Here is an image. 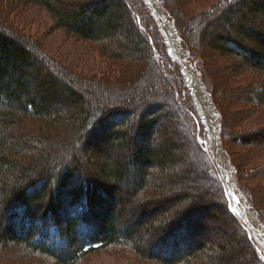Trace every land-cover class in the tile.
<instances>
[{
	"label": "trees",
	"instance_id": "1",
	"mask_svg": "<svg viewBox=\"0 0 264 264\" xmlns=\"http://www.w3.org/2000/svg\"><path fill=\"white\" fill-rule=\"evenodd\" d=\"M235 1H222L192 17L180 12L185 23L176 21L177 31L194 59V49L201 44L264 73V0H237V5ZM9 2L42 7L53 20L52 29L75 40L104 45L116 41L122 51L111 52L124 72L112 84L97 79L94 86L104 82L109 83L107 89L118 88L120 83L122 89L109 105L107 98L93 103L77 88L83 81L80 76L53 65L38 45L8 27L0 3V249L15 246L54 264H77L98 250L126 245L165 264H211L212 257L193 236L194 220L201 212L187 214L189 207H199V201L182 211L178 202L186 204V195H176L177 204L163 198L183 182L208 181L222 195L226 216L236 223L208 161L198 163L197 175L191 167L190 173L179 176L166 165L182 156L172 124L182 129L187 143L202 157L189 115L192 109L170 82L167 94L174 112H164L159 100L142 103V97L131 92L136 87L145 95L150 83L166 82L153 38L146 32L148 15L145 19L140 5L133 6L131 0ZM139 14L142 26L136 20ZM212 17L226 30L212 27ZM259 89L250 96L256 105L264 103V86ZM174 113L187 124L178 122ZM162 120L170 127L158 131ZM258 141L264 142V129L243 139L247 145ZM74 147L82 158L72 152ZM246 197L253 206L250 193ZM155 199L161 208L151 216L155 214L157 221H147L148 214L136 210L128 221L121 219L127 204L141 202L142 207ZM146 236L148 248L135 244ZM243 239L255 263L264 264Z\"/></svg>",
	"mask_w": 264,
	"mask_h": 264
},
{
	"label": "rangeland",
	"instance_id": "2",
	"mask_svg": "<svg viewBox=\"0 0 264 264\" xmlns=\"http://www.w3.org/2000/svg\"><path fill=\"white\" fill-rule=\"evenodd\" d=\"M0 1L3 7L1 10L2 18L5 19V23L11 30L38 45L53 65L80 76L83 81L77 83V88L86 93L88 99L93 103L101 102V100L104 102L106 98L109 100L108 105L111 103L110 98L115 97L119 91L118 89L122 88H120L121 84L118 83V88L107 89L109 83L112 79L118 78L122 74V70L124 72V67L122 68L118 64L112 54L114 50L122 51L116 41L109 40L107 45H104L102 43L93 44L75 40L60 29H52L53 20L42 7L32 3H21L15 6L9 0ZM131 1L133 6L134 3L140 5L142 8L141 13L145 15V19L148 15L145 21L146 32L153 38L154 53L166 79V82H162L160 79L157 80L156 85L154 82L150 83L147 86L149 93L145 95L141 94L140 89L136 87H133L131 92L139 95V98L142 97L139 100L142 103L144 101L159 100L162 101L164 112H174L172 102H170L167 94L168 83L170 82L174 87L179 88L182 99H185L192 109V113H189V115L194 126L197 145L202 151V157L195 153L190 144L187 143L180 127L173 124L170 127L167 122L162 120L160 122L161 127H157L158 131L161 130L160 128L170 127L181 143L180 152H182L181 157L166 165L174 173H179V176L190 173L191 167L194 168L197 175L199 173L198 163L202 161L204 164V161H208L210 172L218 179L222 194L228 205V211L234 216L237 224L226 216L223 201H221L222 195H218L213 187L214 185L208 181L193 184L183 182L175 189L169 190L168 195L165 194L163 198L167 199V203H173L176 200V195L180 197L186 195V204L180 205L181 201H175L176 204L179 203L177 208L182 209V211L190 203L199 201V207H189L187 214L194 216L196 211L201 212V215L198 213L199 216H196L194 220L195 233L193 236H197L203 244L204 253L212 257L211 264H256L243 238L245 237L250 242L260 258L264 257V245L236 208L227 183L216 163L213 146L206 132L205 121L198 111L191 88L187 86L183 69L179 62L171 56L158 21L153 16L145 0ZM158 1L170 25L175 29L177 41L185 60L191 66L214 110L221 157L228 168L232 185L238 191L244 205L264 234V142L258 141L248 145L243 143L244 138H250L254 132L264 129V103L256 105L255 100L250 97L252 91H259V87L264 86V73H255L247 65L237 64L232 57L221 55L212 47L197 44V48L194 49L195 59L187 51L186 43H184L183 37L178 33L175 25L176 21L182 26L185 23L178 14L182 12L187 17H192L198 12L215 8L222 1L226 2L227 0H166V3H163L162 0ZM237 2L236 0L234 4L237 5ZM232 15L236 20L237 16L234 13ZM142 19V14L136 16L137 23L141 26L144 23ZM209 21L210 23L215 22L212 27L218 31L226 30V26L215 21L214 17L210 18ZM192 39L198 43L196 35H193ZM117 41H120L119 37ZM128 51L132 52L131 50ZM97 79L109 80V83L103 82L99 86H94ZM175 117L182 124L187 122L180 113L175 114ZM76 148L74 147L72 152L78 158H82L78 152V147ZM125 152L123 151V153ZM249 193L253 206L246 197V194ZM156 200L151 203H145L144 201L146 205L144 204L142 207L141 202L136 205L127 204L126 211L121 219L128 221L131 212L136 210V213L143 211L148 214L147 221H157L155 214L151 216L152 211L161 208V206L156 207ZM256 211L261 222L256 217ZM149 240V236H146L139 242L135 240V244L139 243L141 248H148L151 244ZM134 247L126 245L120 247L110 246L84 256L77 264H165L140 256ZM262 260L264 262V259ZM0 264L54 263L48 258L39 255H28L20 248L10 246L0 249Z\"/></svg>",
	"mask_w": 264,
	"mask_h": 264
},
{
	"label": "bare ground",
	"instance_id": "3",
	"mask_svg": "<svg viewBox=\"0 0 264 264\" xmlns=\"http://www.w3.org/2000/svg\"><path fill=\"white\" fill-rule=\"evenodd\" d=\"M149 4L154 16L158 19L160 28L163 32L167 48L171 54V56L175 59H179L182 61L184 67L183 72L185 75L186 83L189 88L192 90V95L195 99L198 111L205 121L206 124V132L208 138L210 139L213 151L215 154L216 163L219 166L222 177L225 179L229 191L233 197L236 208L238 212L244 217L248 225L255 231L257 237L260 239L262 244L264 245V234L261 232L256 220L252 217L246 206L244 205V201L239 196L238 191L233 187L231 178L229 177V172L227 166L223 163L220 146L218 144V129L216 125V119L214 116V110L211 104L208 101V98L205 95V92L196 78L195 73L193 72L191 66L185 60V56L180 48L179 42L177 41L176 33L174 32L172 26L170 25L164 10L161 7V4L158 0H146Z\"/></svg>",
	"mask_w": 264,
	"mask_h": 264
},
{
	"label": "water",
	"instance_id": "4",
	"mask_svg": "<svg viewBox=\"0 0 264 264\" xmlns=\"http://www.w3.org/2000/svg\"><path fill=\"white\" fill-rule=\"evenodd\" d=\"M145 2H146V0H145ZM147 3V2H146ZM147 6L150 8V6H149V4L147 3ZM150 10H151V8H150ZM151 12H152V10H151ZM152 14H153V12H152ZM153 16H154V14H153ZM155 17V16H154ZM155 19L158 21V19L155 17ZM158 24H159V22H158ZM159 28H160V25H159ZM173 28V27H172ZM160 30H161V28H160ZM173 30H174V32H175V29L173 28ZM162 31V30H161ZM176 33V32H175ZM178 62H179V64L181 65V67H182V69H183V67H184V65H183V63H182V61H180L179 59H176ZM206 95V94H205ZM206 97H207V95H206ZM208 98V97H207ZM213 153H214V151H213ZM213 155H215V154H213ZM255 232V231H254Z\"/></svg>",
	"mask_w": 264,
	"mask_h": 264
},
{
	"label": "snow or ice",
	"instance_id": "5",
	"mask_svg": "<svg viewBox=\"0 0 264 264\" xmlns=\"http://www.w3.org/2000/svg\"><path fill=\"white\" fill-rule=\"evenodd\" d=\"M261 259H264V257H262Z\"/></svg>",
	"mask_w": 264,
	"mask_h": 264
}]
</instances>
